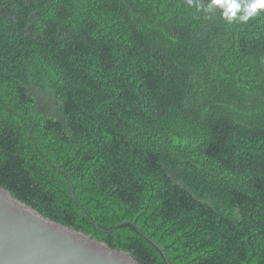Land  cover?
Returning a JSON list of instances; mask_svg holds the SVG:
<instances>
[{
  "label": "trees",
  "instance_id": "1",
  "mask_svg": "<svg viewBox=\"0 0 264 264\" xmlns=\"http://www.w3.org/2000/svg\"><path fill=\"white\" fill-rule=\"evenodd\" d=\"M0 186L139 264H264V10L0 0Z\"/></svg>",
  "mask_w": 264,
  "mask_h": 264
},
{
  "label": "water",
  "instance_id": "2",
  "mask_svg": "<svg viewBox=\"0 0 264 264\" xmlns=\"http://www.w3.org/2000/svg\"><path fill=\"white\" fill-rule=\"evenodd\" d=\"M130 224L123 221L110 230ZM144 236H147L143 234ZM148 237V236H147ZM170 260L163 248L148 237ZM0 264H139L130 254L46 217L0 186Z\"/></svg>",
  "mask_w": 264,
  "mask_h": 264
},
{
  "label": "clouds",
  "instance_id": "3",
  "mask_svg": "<svg viewBox=\"0 0 264 264\" xmlns=\"http://www.w3.org/2000/svg\"><path fill=\"white\" fill-rule=\"evenodd\" d=\"M187 2L189 6H195L197 11L204 9L210 12L219 9L222 18L229 23L247 22L264 10V0H208L206 8L200 0H187Z\"/></svg>",
  "mask_w": 264,
  "mask_h": 264
}]
</instances>
